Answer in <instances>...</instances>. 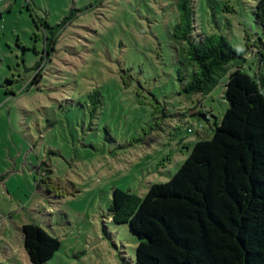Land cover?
Returning <instances> with one entry per match:
<instances>
[{
  "label": "rangeland",
  "instance_id": "1",
  "mask_svg": "<svg viewBox=\"0 0 264 264\" xmlns=\"http://www.w3.org/2000/svg\"><path fill=\"white\" fill-rule=\"evenodd\" d=\"M256 1H191L192 35L223 36L252 76L264 74ZM176 3L0 0V264H32L29 222L59 240L44 264H133L113 189L141 197L167 181L228 106V71L207 94L184 92Z\"/></svg>",
  "mask_w": 264,
  "mask_h": 264
},
{
  "label": "trees",
  "instance_id": "2",
  "mask_svg": "<svg viewBox=\"0 0 264 264\" xmlns=\"http://www.w3.org/2000/svg\"><path fill=\"white\" fill-rule=\"evenodd\" d=\"M191 1L177 0L171 33L190 66L183 90L207 94L228 71V106L210 138L195 141L167 181L150 184L141 197L114 188L109 218L136 235L133 264H264V74L241 70L243 53L223 36L196 39ZM255 16L264 31V0L256 1ZM20 230L32 264H44L59 247L34 222Z\"/></svg>",
  "mask_w": 264,
  "mask_h": 264
}]
</instances>
